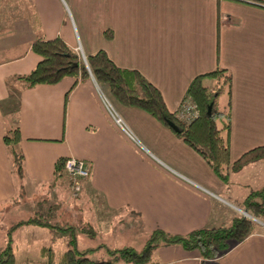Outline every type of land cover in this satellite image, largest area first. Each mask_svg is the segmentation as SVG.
Listing matches in <instances>:
<instances>
[{
	"label": "crops",
	"instance_id": "obj_1",
	"mask_svg": "<svg viewBox=\"0 0 264 264\" xmlns=\"http://www.w3.org/2000/svg\"><path fill=\"white\" fill-rule=\"evenodd\" d=\"M0 10V248L8 228L1 219L14 211L20 198L36 200L39 188L66 179L65 174L53 181L54 163L60 157L82 159L89 168L75 183L83 194L75 220L91 225L94 234L89 236L99 235L97 225L107 226L109 233L121 232L119 227L128 221L118 220V214L113 221L93 224L84 219L86 204L96 215L127 211L128 223L137 222L146 239L155 229L184 234L245 216L230 214L224 221L229 211L224 196L233 195L240 184L236 175L259 160L230 173L225 187L206 161L171 130L147 112L119 103L108 86L92 76L72 89L70 76L30 87L15 77L39 60L31 47L36 38L59 37L73 50L79 45L84 56L103 49L117 66L138 70L175 112L190 80L220 66L231 73L223 110L229 112L233 161L264 145V7L237 0H10L0 2ZM107 28L112 30L109 39L103 35ZM102 96L140 145L118 131ZM15 121L23 158L22 190L3 142L5 129ZM234 208L240 213L243 209ZM69 218L74 220L73 215ZM262 225L215 260L201 262L196 249L160 244L153 249V264H264ZM22 227L11 231L13 244ZM47 232L54 251L56 242ZM103 245L89 246L94 248L91 255ZM31 260L36 261L25 257L21 262Z\"/></svg>",
	"mask_w": 264,
	"mask_h": 264
},
{
	"label": "trees",
	"instance_id": "obj_2",
	"mask_svg": "<svg viewBox=\"0 0 264 264\" xmlns=\"http://www.w3.org/2000/svg\"><path fill=\"white\" fill-rule=\"evenodd\" d=\"M264 7L263 0H237ZM105 38L112 36V30L103 31ZM31 47L40 57L35 66L23 75L15 78L22 80L27 87L38 83H56L65 76L73 77L70 89L79 80L90 76L99 83L108 86L114 99L124 106L137 107L166 126L171 132L190 146L209 165L215 176L225 187L230 184V173L241 170L245 165L264 159V145L255 146L243 152L237 159L229 157V112L217 106L219 95L229 98L231 92V73L217 66L205 74L194 76L188 83L184 97H190L196 104L197 115L189 121L177 117L176 111L170 112L160 91L138 70L117 66L103 49L81 56L66 45L59 37L52 39L36 38ZM69 89V91H70ZM68 91L65 94L66 101ZM217 121L219 126H217ZM175 126V127H173ZM177 127V128H176ZM20 140L17 122L7 127L3 133V142L7 148L20 190L23 189V158L17 148ZM68 157H60L54 163L53 181L65 175L64 162ZM241 206L254 218L264 220V184L258 190L244 196ZM32 224L46 227L53 241L63 239L67 248L55 253L46 245L39 249L42 264H119L114 259H97L91 257L93 247L78 248L76 232L92 235L91 225L75 220L56 221L49 212L34 211L26 218H21L7 228L6 242L0 248V264H17L13 253L11 231L21 225ZM260 226L251 218L238 216L228 225L202 227L187 233H168L162 229L150 232L143 248L136 251L131 246L120 249H107L124 262V264H153L152 252L160 244H179L185 249H196L201 262L215 260L227 252L247 235ZM99 247V246H98ZM56 256V257H55ZM116 256L114 258H116ZM20 264H38L26 261Z\"/></svg>",
	"mask_w": 264,
	"mask_h": 264
},
{
	"label": "rangeland",
	"instance_id": "obj_3",
	"mask_svg": "<svg viewBox=\"0 0 264 264\" xmlns=\"http://www.w3.org/2000/svg\"><path fill=\"white\" fill-rule=\"evenodd\" d=\"M2 1L10 0H0V2ZM31 11L32 9L29 8V12ZM0 12L2 11L0 10ZM224 105L225 94H221L217 99V106L219 107V109L223 110ZM217 126H219L218 121ZM65 177L66 179H64V177L61 178L53 187L45 186L39 188L37 194L35 195L36 200L33 197L28 199H23V197H21L19 205L15 206V209L13 211L14 213L12 212L9 214V216L1 219V225L8 227V225L10 226V224L14 223L15 221L26 217V215H29V212H27L29 208L30 209L28 211H32V213L34 211L49 212L53 217H55L56 221L58 222L69 220V217H71V215H73V219H75L80 214V210H78L79 212L76 211V206L78 207L80 205V203L77 202H80L79 198L80 196L82 198L83 194L79 191V189H75L76 180L74 178H71L67 173ZM235 178L240 184L234 186L235 192H232L233 195H223L228 203L227 206H229H225V208H228L227 210L229 211L228 213L225 212L226 219L224 221L231 217L230 214L241 215L246 213L247 215H251L248 212H244V208L241 206V204H239V202H237V200L238 198H242L249 194L251 190L260 189V187L264 183V160L261 159L253 165L249 164V166H246L239 174L236 175ZM62 179L64 180L63 184H61ZM60 184L62 185L61 187ZM19 194L21 195L22 192L19 191ZM84 202L86 204L87 199ZM234 207H238L239 209H241L242 207V212L240 213V211L235 209ZM99 215L95 214V210L93 207H88L86 204L84 209V219L88 221L91 220L93 224H97L98 221H113V218H115L117 215L119 217L121 216L118 220L129 222V217H131V215L127 211H107L105 213H99ZM257 220L259 222H256L260 226L264 223L263 220ZM128 222L127 224L124 223L119 227V229H121V232L115 229L113 233H109L107 232V226L100 227L98 225L96 229L98 230L99 235L89 236L87 234L84 235L80 232H76V239L78 240L77 246L78 248H87L89 246L95 247L98 244H105L97 249L94 254L91 255V257L108 260L114 259L115 261H118L119 264H124L122 260H119L121 259L119 257V254H117V256L114 254H110L107 251V248L120 249L123 246H132L136 251H139L143 248L147 236V234L143 232V230H141L140 226H138L137 222L133 221L132 219L130 221V224ZM23 226L24 227L19 229L20 231L18 230L17 232H15V244H13L15 262L18 264L19 262L23 261L25 257H27L31 259L34 258V260H36L38 264H42V259H38L37 255H39V249L42 245H48L50 243L49 233L47 232V229L43 227L34 226L32 228L35 229H26V226L31 225ZM55 242L54 251L56 254L63 252L67 248L63 239L57 240ZM152 254L154 257V253ZM115 256L116 258H114Z\"/></svg>",
	"mask_w": 264,
	"mask_h": 264
},
{
	"label": "built area",
	"instance_id": "obj_4",
	"mask_svg": "<svg viewBox=\"0 0 264 264\" xmlns=\"http://www.w3.org/2000/svg\"><path fill=\"white\" fill-rule=\"evenodd\" d=\"M74 50L81 56L83 61H85L84 55L81 53L80 46L78 45L74 48ZM102 102L108 110L115 127L122 134V136L130 143H133L134 145H140L134 133L129 129L122 118L114 111L111 103L105 96H102ZM176 115L178 118L184 121H189L194 118L197 115L195 102L191 100L190 97H184L179 108L176 111ZM64 170L71 178H74L76 180L75 183H77L78 179L86 177L89 173V168L86 162L82 159L72 156L66 158L64 162ZM75 189H77L76 185Z\"/></svg>",
	"mask_w": 264,
	"mask_h": 264
},
{
	"label": "water",
	"instance_id": "obj_5",
	"mask_svg": "<svg viewBox=\"0 0 264 264\" xmlns=\"http://www.w3.org/2000/svg\"><path fill=\"white\" fill-rule=\"evenodd\" d=\"M85 62V61H84ZM85 64H86V62H85ZM173 127H175V126H173ZM177 128V127H176ZM244 212H246V211H244ZM244 215L245 216H247V217H249V218H251V219H253V220H255V221H257V222H259L256 218H254L253 216H251V215H247L246 213H244Z\"/></svg>",
	"mask_w": 264,
	"mask_h": 264
}]
</instances>
